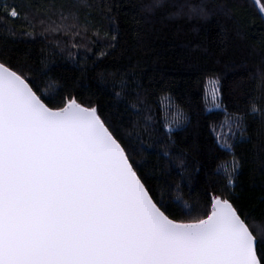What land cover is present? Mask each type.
I'll use <instances>...</instances> for the list:
<instances>
[{
  "label": "trees",
  "instance_id": "1",
  "mask_svg": "<svg viewBox=\"0 0 264 264\" xmlns=\"http://www.w3.org/2000/svg\"><path fill=\"white\" fill-rule=\"evenodd\" d=\"M15 2L33 27L0 23V62L42 87L56 81L49 96L59 91L96 106L170 218H206L211 196L219 195L239 213L264 219V0H163L159 6L155 0H88L91 7L72 10L80 37L44 31L69 14L66 0L39 8L37 0ZM101 51L108 54L101 58ZM45 103L61 106L59 98ZM253 103L258 113L251 112ZM177 121L179 129L171 126ZM217 134L233 145L231 152ZM234 161L239 167L229 187L225 169Z\"/></svg>",
  "mask_w": 264,
  "mask_h": 264
},
{
  "label": "snow or ice",
  "instance_id": "2",
  "mask_svg": "<svg viewBox=\"0 0 264 264\" xmlns=\"http://www.w3.org/2000/svg\"><path fill=\"white\" fill-rule=\"evenodd\" d=\"M50 2L37 0V7ZM66 2L69 14L61 13L60 22L51 21L45 32L80 35L72 10L91 5ZM162 2L155 0L157 6ZM18 9L15 0H0V23L10 19L32 28L29 15ZM23 35L35 38L32 31ZM49 87L58 84L42 87L0 62V264H260L256 237L264 250V219L239 213L219 195L211 196L206 218L188 223L170 218L98 108L59 97V91L49 96ZM57 98L59 107L45 103ZM251 112H259L255 103ZM216 140L231 152L228 139L217 134ZM238 167L236 161L226 166L229 187Z\"/></svg>",
  "mask_w": 264,
  "mask_h": 264
},
{
  "label": "rangeland",
  "instance_id": "3",
  "mask_svg": "<svg viewBox=\"0 0 264 264\" xmlns=\"http://www.w3.org/2000/svg\"><path fill=\"white\" fill-rule=\"evenodd\" d=\"M53 34H56V33H53ZM80 37V36H79ZM83 37V38H82ZM81 38H82V42H85V41H87V37H86V34H85V36H84V33H83V36H81ZM217 107L216 106H213L212 107V109H216ZM178 124H180V123H178V121L176 122V123H173L171 126L172 127H176L175 129H179V126H178ZM173 129V128H172ZM260 237V236H259ZM261 238V237H260ZM256 239H257V241H258V238L256 237Z\"/></svg>",
  "mask_w": 264,
  "mask_h": 264
},
{
  "label": "water",
  "instance_id": "4",
  "mask_svg": "<svg viewBox=\"0 0 264 264\" xmlns=\"http://www.w3.org/2000/svg\"><path fill=\"white\" fill-rule=\"evenodd\" d=\"M257 259L259 260L258 256H257ZM260 261V260H259Z\"/></svg>",
  "mask_w": 264,
  "mask_h": 264
}]
</instances>
